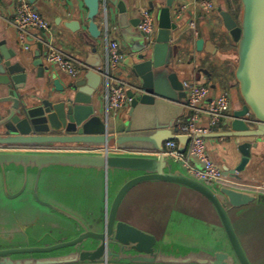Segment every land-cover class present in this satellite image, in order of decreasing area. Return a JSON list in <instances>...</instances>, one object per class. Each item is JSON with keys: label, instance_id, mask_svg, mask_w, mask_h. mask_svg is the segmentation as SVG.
Listing matches in <instances>:
<instances>
[{"label": "water", "instance_id": "obj_1", "mask_svg": "<svg viewBox=\"0 0 264 264\" xmlns=\"http://www.w3.org/2000/svg\"><path fill=\"white\" fill-rule=\"evenodd\" d=\"M118 9V27L128 52L122 63L132 88L126 112L113 114L103 109L99 90L103 83L101 57L92 51L86 57L84 77L67 84L53 76L46 83L45 95L35 96L26 90L28 70L12 62L16 53L0 41V147L33 148L38 146L79 145L116 147L112 152L1 150L0 167L21 165L37 170L34 198L40 205L54 208L38 194V181L45 167L51 165L102 169L106 189L109 172H116L121 183L116 195L107 198L106 214L100 231L77 229L70 239L47 243L24 242L29 237L23 229H0V264H84L127 262L129 264H254L234 227V209L264 204V191L240 188L222 182L208 183L188 172L175 169L162 151L165 142L176 139L185 152L191 136L177 133L176 121L182 115L185 98L183 81L171 68L175 56L172 18L175 0L159 5L158 28L154 41H146L135 31L139 19H128L124 1L109 0ZM89 19L87 30L93 38L101 31L94 21L100 0H83ZM236 20L219 7L223 24L236 43L237 62L234 78L242 105L232 112L229 130L218 134L235 138L241 160L233 169L224 165L228 176L241 173L253 156L264 147V0H240ZM80 29V21L70 22ZM204 40L196 41L201 50ZM42 44L39 45L40 50ZM95 50V49H94ZM42 77V73H38ZM248 118L251 122L246 121ZM203 135V136H208ZM136 152V153H135ZM126 153H131L128 155ZM139 154V155H133ZM145 183L173 184L187 189L194 199L206 203L216 214L223 230L217 249H191L169 252L159 246V239L149 230L135 225L121 211L126 196ZM8 194L15 198L22 193ZM108 193V191H107ZM130 216V215H129ZM144 222V220H142Z\"/></svg>", "mask_w": 264, "mask_h": 264}, {"label": "crops", "instance_id": "obj_2", "mask_svg": "<svg viewBox=\"0 0 264 264\" xmlns=\"http://www.w3.org/2000/svg\"><path fill=\"white\" fill-rule=\"evenodd\" d=\"M49 22L50 33L31 30L28 37L29 49H23L18 42L17 31L12 25L19 0H0V41L16 56L12 62H20L28 70L26 90L35 96H43L44 85L52 86L55 76L61 83L71 79L61 70L48 65L44 60L45 45L42 40H51L58 48L73 56L82 67L77 79L84 77L88 53L95 51L102 59L104 68L107 61L108 43L117 40L120 50L128 52L127 43L118 27V9L109 0H100V10L94 21L101 31L99 38H93L88 30V10L83 0H29ZM127 7L128 19H141V12H152L158 28L159 5L166 0H121ZM200 0H175L172 18L177 28L172 31L175 58L171 68L181 81L196 79L199 84L210 88V97L227 93L231 112L242 105L234 74L237 62L236 43L223 24L219 7L228 11L229 3L214 0L216 8L206 13L198 4ZM230 12V11H229ZM80 21V29L68 27L70 22ZM139 24V23H138ZM135 31L139 32L137 27ZM204 40L201 50L196 41ZM42 44L40 50L39 45ZM95 49V50H94ZM42 73V77L38 73ZM112 74L131 82L123 63L111 70ZM104 80L99 92L103 109H106ZM182 115L188 114L183 106ZM124 107L116 114L126 112ZM201 118V124H206ZM230 125L215 129L211 134L223 133ZM208 156L221 169L224 165L233 169L241 160L235 138L221 135L205 136ZM190 143V141H189ZM188 143V145H189ZM187 145V147H188ZM112 153H118L117 151ZM136 153V152H135ZM132 155L131 153H126ZM139 155V154H133ZM175 169L187 172L182 163L172 161ZM191 164L202 168L197 158ZM37 170L21 165L0 167V229L10 233V228L23 229L29 237L24 242L47 243L70 239L77 229H102L106 214L107 198L111 200L121 183L116 172H109V188L106 189L105 172L102 169L51 165L45 167L38 181V194L54 208L40 205L34 198ZM230 182L240 188L258 190L264 186V147L253 152L245 169L236 175L229 174ZM24 189L20 195L11 198ZM108 191V193H107ZM121 211L130 217L135 225L149 230L159 239V246L169 252L183 253L191 249H217L223 238V230L214 211L200 199H194L187 189L166 183H145L133 189L124 199ZM130 215V216H129ZM234 227L254 264H264V204H252L231 212ZM144 220V222L142 221ZM84 263V264H101ZM129 264L127 262H109Z\"/></svg>", "mask_w": 264, "mask_h": 264}, {"label": "built area", "instance_id": "obj_3", "mask_svg": "<svg viewBox=\"0 0 264 264\" xmlns=\"http://www.w3.org/2000/svg\"><path fill=\"white\" fill-rule=\"evenodd\" d=\"M199 6L206 12L211 13L216 8L214 0H200ZM12 25L17 31L18 42L23 49H29L28 37L31 30H37L45 34L50 33L49 22L30 3L29 0H19L12 20ZM146 41L152 43L156 31V21L151 11L144 9L141 12V19L137 26ZM45 45L44 60L48 65H52L61 70L71 79H77L82 71L79 62L70 54L58 48L50 39L42 40ZM125 58V54L120 50L117 40L108 43V54L105 69L101 68V75L104 80L103 92L105 95L106 109L108 113L116 114L120 109L127 106L130 101L127 92L132 85L123 79L120 74H112L111 70L116 69ZM185 98L183 106L188 111L186 120H180L176 124L177 133L191 136L190 143L185 152L179 150V142L176 139L165 142L162 151L158 152L166 157L178 159L186 171L198 179L208 183L222 182L233 185L224 171L210 159L207 152L205 136L211 134L215 129L229 126L233 119L231 112L230 98L227 93H222L217 97H210V88L202 85L196 79L184 81ZM207 120L206 124H201V118ZM251 122L248 118L245 119ZM1 150H38V151H78V152H115L114 147H87L79 145H55L51 147H0ZM197 158L202 163V168H197L191 164V159ZM259 190L264 191V186ZM101 264H111L108 262Z\"/></svg>", "mask_w": 264, "mask_h": 264}, {"label": "trees", "instance_id": "obj_4", "mask_svg": "<svg viewBox=\"0 0 264 264\" xmlns=\"http://www.w3.org/2000/svg\"><path fill=\"white\" fill-rule=\"evenodd\" d=\"M222 5L224 3V1H228L229 3V7H228V11H230V13L232 14V16L238 20L239 16H240V11H241V3L240 0H221ZM232 76L234 77V74L232 73ZM189 114L184 115L181 119L186 120Z\"/></svg>", "mask_w": 264, "mask_h": 264}, {"label": "rangeland", "instance_id": "obj_5", "mask_svg": "<svg viewBox=\"0 0 264 264\" xmlns=\"http://www.w3.org/2000/svg\"><path fill=\"white\" fill-rule=\"evenodd\" d=\"M236 87H238V86H236Z\"/></svg>", "mask_w": 264, "mask_h": 264}]
</instances>
